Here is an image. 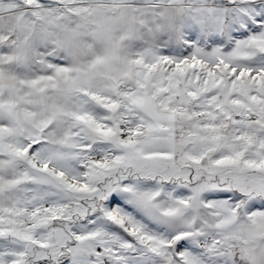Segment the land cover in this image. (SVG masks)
Listing matches in <instances>:
<instances>
[{
    "label": "snow or ice",
    "instance_id": "1",
    "mask_svg": "<svg viewBox=\"0 0 264 264\" xmlns=\"http://www.w3.org/2000/svg\"><path fill=\"white\" fill-rule=\"evenodd\" d=\"M0 264H264V0H0Z\"/></svg>",
    "mask_w": 264,
    "mask_h": 264
}]
</instances>
